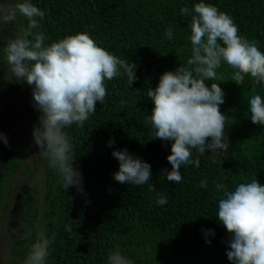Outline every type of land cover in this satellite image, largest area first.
Instances as JSON below:
<instances>
[{"label":"trees","instance_id":"trees-1","mask_svg":"<svg viewBox=\"0 0 264 264\" xmlns=\"http://www.w3.org/2000/svg\"><path fill=\"white\" fill-rule=\"evenodd\" d=\"M33 2L45 12V43L88 33L98 46L133 63L137 77L131 86L125 75L106 81L104 103H97L83 127L66 129L73 144V165L83 177V193L74 186L62 189L57 171L40 157L45 183L35 185V190L44 193L43 229L48 237H54L47 264H107V256L114 250L121 251L133 264H231L226 255L230 235L217 219L222 190L216 185L233 190L236 184L255 178L264 184V126L251 122L247 104L253 94L264 96V87L254 84L249 76L237 85L228 68L216 84L207 85L209 91L220 87L227 98L223 111L230 126V148L220 157L210 154L205 159L193 154V163L199 162L201 170L182 165L183 179L178 184L163 178V171L171 170L167 160L170 142L152 139L150 125L145 123L153 105L144 90L154 88L162 73L175 70L190 58L191 17L182 16L180 9H191L199 0ZM206 2L234 20L241 38L256 41L264 52V0ZM26 23L18 16L14 23L0 24V32L10 36ZM169 25L173 28L171 40L165 37ZM3 43L0 41V46ZM10 79L7 67L0 65V133L8 139V146L0 141V159L4 160L0 198H4L12 177L26 167L21 163L28 153V140L24 138L27 132H23L26 127L20 101L32 128L39 115L31 103V86L23 97L19 83ZM28 133L32 135L31 130ZM110 139L115 141L112 148L107 146ZM123 148L151 165L147 184H121L112 178L118 161L111 153ZM150 184L154 189L150 190ZM203 184L208 185L207 193L201 190ZM160 196L167 197L166 205L156 204ZM21 204L25 211L19 220L22 229L17 225L14 231L11 264H23L35 240L26 227L37 210L26 201ZM10 209L11 204L0 201V216L9 214ZM209 229L214 230L213 236H206Z\"/></svg>","mask_w":264,"mask_h":264},{"label":"clouds","instance_id":"clouds-1","mask_svg":"<svg viewBox=\"0 0 264 264\" xmlns=\"http://www.w3.org/2000/svg\"><path fill=\"white\" fill-rule=\"evenodd\" d=\"M180 14L191 17L190 58L175 70L162 73L158 84L143 93L153 105L145 117L152 139L170 142L167 160L171 170H164L163 178L177 184L183 179L182 165L201 170L199 162L193 163V154L205 159L210 154L220 157L230 148V126L223 111L227 98L220 87L209 91L207 85L216 84L228 68L237 85L249 76L254 84L264 87V52L256 41L241 38L234 20L206 0L194 3L191 9L182 7ZM18 16L27 22L25 27L10 36L0 32V41L4 42L0 65L7 67L11 79L31 86V103L39 113L32 128L39 150L36 155L57 171L62 189L74 186L83 193V177L73 165V144L66 129L83 127L97 103H104L106 81L125 75L131 86L137 79L136 66L98 46L88 33L45 43L48 37L42 30L43 9L33 0H13L7 7L0 0V24L14 23ZM165 37L173 38L171 25ZM247 104L251 122L264 126V96L253 94ZM0 141L8 146L4 133H0ZM114 144L113 139L107 142L110 148ZM111 155L118 161V169L112 174L116 182L139 186L151 180V165L127 148L114 149ZM149 188L154 189L153 184ZM216 188L222 190L217 219L230 235L228 260L231 264H264V184L255 178L236 184L233 190L223 184ZM201 190L207 193L208 185L203 184ZM167 203L166 196L156 201L159 206ZM213 235L214 230H206V236ZM53 240L40 228L23 264H47ZM206 243L210 245L211 240ZM107 264L133 261L114 250L107 256Z\"/></svg>","mask_w":264,"mask_h":264},{"label":"rangeland","instance_id":"rangeland-1","mask_svg":"<svg viewBox=\"0 0 264 264\" xmlns=\"http://www.w3.org/2000/svg\"><path fill=\"white\" fill-rule=\"evenodd\" d=\"M3 3L6 7L11 6L13 0H3ZM19 90L20 95L25 97V93H29V85H26V83H19ZM21 103L22 105L19 106V110L21 113H24L23 123L27 130L23 128V132H27V134L24 135V138L28 140V153H25L21 159V163H24L26 167L21 168L20 172L17 173L15 177H12L10 187L5 193L4 198H0V201H5L6 203L11 204L9 214L0 216V264H11V250L16 238L14 231H16L17 225L20 230L22 229L19 220L21 214L25 211L22 210L21 203L23 201L28 202L30 206L35 208V211L37 210V213L30 217L29 224H25L27 225L26 232L36 236V232L40 228H44L45 224L42 220L46 208L45 196L43 191L39 192L35 190V185H44L45 183V174L43 170L44 163H42L40 157L36 155L39 150L34 144L33 136L28 133V130L32 131V125H30L31 122L26 114L25 106L23 105V102L20 101V104ZM26 122L28 124H26ZM3 162L4 160L0 159V175L2 174Z\"/></svg>","mask_w":264,"mask_h":264}]
</instances>
